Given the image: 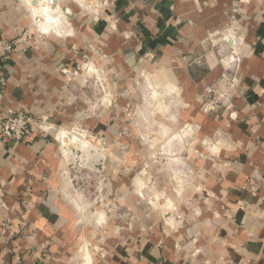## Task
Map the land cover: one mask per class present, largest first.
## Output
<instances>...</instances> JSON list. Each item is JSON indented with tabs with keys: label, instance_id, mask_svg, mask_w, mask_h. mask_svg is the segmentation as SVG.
Listing matches in <instances>:
<instances>
[{
	"label": "crops",
	"instance_id": "1",
	"mask_svg": "<svg viewBox=\"0 0 264 264\" xmlns=\"http://www.w3.org/2000/svg\"><path fill=\"white\" fill-rule=\"evenodd\" d=\"M58 2L71 13L69 36L33 28L40 0H0V40L14 44L0 58V120L13 110L98 134L111 210L84 220L85 191L65 182L55 131L22 142L0 132V261L264 264V0ZM86 56L106 68V100L89 104L97 92L75 70ZM140 77L177 101L189 138L162 170L127 119ZM156 186L175 221L155 209L165 205L140 199Z\"/></svg>",
	"mask_w": 264,
	"mask_h": 264
},
{
	"label": "rangeland",
	"instance_id": "2",
	"mask_svg": "<svg viewBox=\"0 0 264 264\" xmlns=\"http://www.w3.org/2000/svg\"><path fill=\"white\" fill-rule=\"evenodd\" d=\"M39 5L42 7L41 3ZM40 7L37 9L38 14H33L34 18L42 17V12H40L42 8ZM51 9L53 12L54 8ZM57 14L58 17H55L57 21L55 23L53 22L51 29H57L55 33L62 35L67 21L65 16H62L59 12ZM32 26L36 30L34 23H32ZM233 53L234 51L232 50L231 54L228 55L229 60L230 57L234 58L235 54ZM85 58V63H82L75 70L84 79L88 80V90L97 92L88 93L89 104L90 101L95 103V95L99 94L101 95H99L100 97L106 100V95L111 93L106 68L103 65L102 67L95 63L91 57L86 56ZM232 61L230 60L228 62L231 63V67L232 65L234 66V62ZM75 70L72 72V77L75 74ZM95 71L97 72L95 73ZM146 79V77L136 79L137 90L140 96L137 99L135 110L127 114V119L137 126L134 125L140 138L146 139V142L153 146L154 152L159 157V167L162 170V168H167L166 163L169 161V158H176V154L179 156L185 155L186 144L189 138L184 134L185 129L183 126L177 121V101L166 98L165 94H159L160 92L157 90L152 94V89L149 86L150 82ZM234 82L232 81V85H234ZM167 93V95L171 94L170 92ZM140 106L141 108L144 107V113L142 115L137 113V109ZM53 131H55L56 135L59 134L58 138L65 165V182L76 191H85L84 194H81L84 220L86 218L90 219L96 212L110 211L111 209L109 207L112 204L111 197L113 195L108 192L109 179L105 177L107 174L106 166L108 164H106V161H102L103 154H106L108 151L104 139L94 131L82 127L79 124L73 125L69 129L59 128ZM119 148L121 152L126 153L129 145H119ZM140 168V166L135 168L134 173L141 172L142 170ZM159 189L158 186L154 189H149L148 193L140 196V199L143 201L147 199L146 201L148 202V198L150 197L154 203L158 202L157 205H165L163 209H159L157 206L155 209L163 215L164 220L175 221L176 216L172 215L174 211L168 209V206H166L168 205L169 198L167 195L162 194Z\"/></svg>",
	"mask_w": 264,
	"mask_h": 264
},
{
	"label": "built area",
	"instance_id": "3",
	"mask_svg": "<svg viewBox=\"0 0 264 264\" xmlns=\"http://www.w3.org/2000/svg\"><path fill=\"white\" fill-rule=\"evenodd\" d=\"M40 3L50 8H54L55 9L54 11L59 12L62 16H65L67 25L64 31L62 32V35L69 36L72 31L71 29H69L71 27V24L67 18L68 16L71 15L70 10L62 9L58 0H40ZM43 22H46V20L43 17L39 16L37 18H33V23L38 33L42 35H49L52 32L54 34H57L54 32V30H52L51 32L47 34L44 33L42 28L45 23ZM13 50H14L13 43L9 41H5V40H0V58L1 59H8L11 53L13 52ZM233 54H235L234 58L230 57V60L231 61L233 60L232 62L235 63L236 62L235 51ZM63 72L65 74L69 73L67 69H64ZM96 72L97 71H95V73ZM53 130L55 129H53V125L50 124L49 119H46V118H41L40 120L34 119L29 114L24 113V112H16V111L10 110L8 114L6 115V117L0 120L1 136L6 139L15 140L17 142L29 141L31 138H33L34 134H36L37 132H41V131L49 132ZM58 136L59 134L56 135L57 138ZM0 264H11V263L6 262V261H0ZM25 264H28V263H25Z\"/></svg>",
	"mask_w": 264,
	"mask_h": 264
},
{
	"label": "bare ground",
	"instance_id": "4",
	"mask_svg": "<svg viewBox=\"0 0 264 264\" xmlns=\"http://www.w3.org/2000/svg\"><path fill=\"white\" fill-rule=\"evenodd\" d=\"M54 10L55 9H53V12H52V9L50 7L45 6V8H44V17L43 18L46 20V22H45L46 25H50V24H52L54 22V18L53 17L55 16V14H57V12L54 11ZM53 13H55V14H53Z\"/></svg>",
	"mask_w": 264,
	"mask_h": 264
}]
</instances>
